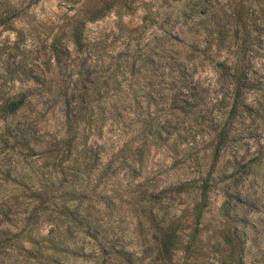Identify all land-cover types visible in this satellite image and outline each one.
Listing matches in <instances>:
<instances>
[{
  "label": "rangeland",
  "instance_id": "374dc122",
  "mask_svg": "<svg viewBox=\"0 0 264 264\" xmlns=\"http://www.w3.org/2000/svg\"><path fill=\"white\" fill-rule=\"evenodd\" d=\"M143 2L147 27L126 33L109 13L85 24L76 51L66 31L93 0H0V76L8 94L26 95L0 118V264H228L225 232L238 236L242 264H264V0H139L126 26L141 23ZM242 42L249 87L230 112ZM166 52L182 61L180 82ZM63 78L91 92L97 113L71 150L60 143ZM142 114L156 127L145 137ZM224 123L214 157L212 129ZM184 181L187 191L168 190ZM169 221L180 225L167 257L157 226Z\"/></svg>",
  "mask_w": 264,
  "mask_h": 264
},
{
  "label": "trees",
  "instance_id": "16d2710c",
  "mask_svg": "<svg viewBox=\"0 0 264 264\" xmlns=\"http://www.w3.org/2000/svg\"><path fill=\"white\" fill-rule=\"evenodd\" d=\"M139 0H93L92 5H90L84 12L75 16L70 23L66 35L67 38L71 41L74 49L76 51H81L84 46L83 41V30L85 24L88 22L97 21L104 18L109 13H113L116 16V25L117 27L128 33L139 28L147 27L148 24L153 22L151 17L150 7L146 5L145 2L142 3V6L145 8V12L141 16V23L134 26L128 27L123 21L122 17L125 14L132 13L138 6ZM16 14V12H15ZM59 44L61 45V36L59 39H53L50 43L51 51L54 56V60L57 63L59 59L58 48ZM243 42L239 46V51L235 57L234 62L228 67L229 74L231 77V105L230 112L234 111L235 108L239 105V102L242 97V92L244 89L249 87V82L247 78L249 65L244 51L242 50ZM162 51H164L162 49ZM61 55V54H60ZM166 60L174 64V75L171 80V83L175 80L180 82L181 78L184 77L183 64L182 61L172 56L169 52H166ZM62 83L60 84V96L63 106L64 114V133L65 137L60 141L63 147L67 150L75 148V145L78 144V140H81L84 134V129L89 127L92 120L97 117V113H94L92 104L91 92L86 90L84 87L71 89L69 88V82L67 79L63 78ZM10 85L7 84V79L0 76V118L6 114L13 113L17 110L25 100V91H18L12 94H8L10 90ZM75 92V96L72 97V92ZM71 102L73 105L70 106ZM155 123L151 117H148L147 114H142L141 119L138 120V127L136 136L145 137L153 132ZM156 128V127H155ZM215 133L213 152L214 157L218 154L221 146L224 144L227 138V123L222 124L218 129L214 127L212 129ZM7 141V135L4 132H0V148L4 146ZM206 177L200 179V183L197 185L198 188V198L193 202L191 207V216L193 221L192 233L189 236L188 244L183 248L184 253L192 252V243L193 238L195 237L202 212L207 206L208 192L211 187V182L208 181ZM191 182L184 181L177 183L171 186H168V190L174 193H181L187 191ZM60 188L55 190H62V183L60 182ZM65 188H68V192L72 197L75 193L73 188L65 183ZM40 192H37L39 194ZM180 223L178 222H166L165 225L157 226V229H162L161 237L159 239L160 247L165 256H169L172 247L175 245V242L178 238L175 229H179ZM222 240L226 245V255L225 258L228 261V264H242L241 262V253L242 245L238 239V236L233 232H225L222 234Z\"/></svg>",
  "mask_w": 264,
  "mask_h": 264
}]
</instances>
